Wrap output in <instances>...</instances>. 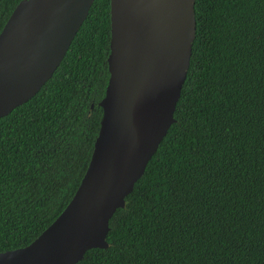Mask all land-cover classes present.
Wrapping results in <instances>:
<instances>
[{"label":"trees","instance_id":"16d2710c","mask_svg":"<svg viewBox=\"0 0 264 264\" xmlns=\"http://www.w3.org/2000/svg\"><path fill=\"white\" fill-rule=\"evenodd\" d=\"M21 0H0V32ZM110 0H94L53 76L0 118V251L36 239L89 165L109 81ZM175 121L76 264H264V0H195Z\"/></svg>","mask_w":264,"mask_h":264},{"label":"water","instance_id":"95a60500","mask_svg":"<svg viewBox=\"0 0 264 264\" xmlns=\"http://www.w3.org/2000/svg\"><path fill=\"white\" fill-rule=\"evenodd\" d=\"M94 0H21L0 32V118L53 76ZM109 81L87 170L62 213L0 264H76L106 248L110 219L172 123L196 36L195 0H110Z\"/></svg>","mask_w":264,"mask_h":264}]
</instances>
